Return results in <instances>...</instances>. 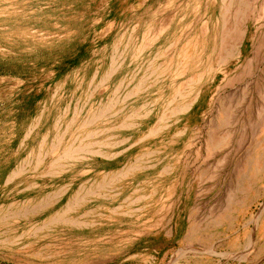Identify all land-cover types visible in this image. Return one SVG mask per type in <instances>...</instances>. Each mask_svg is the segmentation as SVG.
Segmentation results:
<instances>
[{"label":"rangeland","instance_id":"1","mask_svg":"<svg viewBox=\"0 0 264 264\" xmlns=\"http://www.w3.org/2000/svg\"><path fill=\"white\" fill-rule=\"evenodd\" d=\"M124 33L132 44L116 46ZM112 55L116 71L102 83ZM159 64L167 71L131 95L125 111L176 95L189 107L164 131L138 139L161 112L156 103L134 128H118L120 115L105 121L116 124L105 134H113L112 158L73 160L49 174L60 149L39 170L19 171L46 134L51 141L74 124L71 96L94 74L90 103ZM134 163L140 170L122 175ZM91 165L104 175L96 189L109 194L77 215L130 194L141 198L135 214L97 216L91 227H31L51 211L47 199ZM2 220L29 236L24 249L0 245V264H264V0H0Z\"/></svg>","mask_w":264,"mask_h":264},{"label":"bare ground","instance_id":"2","mask_svg":"<svg viewBox=\"0 0 264 264\" xmlns=\"http://www.w3.org/2000/svg\"><path fill=\"white\" fill-rule=\"evenodd\" d=\"M126 34L127 33H124V35H122L117 40L116 46H119L120 44H123V43L130 44L131 37L130 36L125 37ZM190 45H192V43L189 44L188 46ZM142 46H143V42H142ZM183 51L185 52V50ZM132 54L136 55V52L134 51ZM123 59H125V57ZM181 59L182 58H180V60ZM117 60L118 58H116L115 55L111 56L112 63H110V66L105 71L104 75H102V78L100 80L101 82L110 81V78H112V76L114 75L116 71V69L113 67H115L114 65L118 63ZM163 66L159 68L155 67L153 70L149 69L150 67H152V66H149V68H147L148 70L147 69L144 70L140 76L138 73L133 75L131 79L128 80L129 82L128 84H123L125 83V80L119 79L118 81L114 83L113 86H111V88L106 89V91L103 92L94 103H90L89 96H91L93 92L92 93L90 92L89 88L92 86H90L89 84H91V82H94V80L97 79V74H94L92 76L93 81H90L88 84L89 86L88 89L84 88L85 91L82 92V94H80L77 97L71 96V101L74 100V104L76 108V112L74 115H77V117L80 116V118H77V117L74 118L75 121L73 125L68 124L67 126H65L66 132L64 135H63V130H62L61 132L56 133V135H54L52 140L49 141L48 134H46L40 141V144L38 145L36 149L37 152L35 154L31 153V155L33 156L29 157L30 159L27 160L28 163L24 161L25 165H23V167L20 166L21 168L19 169V171H23L25 170V168L29 166H32L35 170H39V168L41 167L40 164L42 165L44 161L51 156V154H55L56 151L58 150L60 151V149H61V153L59 154V156L56 157V159H55V156L53 155L54 157L51 160L52 163L47 169L48 173L51 172L49 174H55V172H59V170L61 169L64 170V168L70 166L71 161L73 160L79 161V160L86 159V158L88 159L92 156H97V155H100L103 158H112L115 155L111 153L110 151L106 150V147L109 146V142H111V140L113 139V136H111L113 134H111L110 136H105V134H106V131H109L110 129H114V126H116V124L113 126H110L111 123L109 125H106L105 121L106 120L112 121V118L118 117V115H120L119 117H121V119L120 118L118 119L120 120L119 121L120 124L117 126L118 128L119 127L134 128L135 119L141 118L143 116V117H146L145 118L146 120H149L154 116L153 115L154 104L156 103H157L156 105H160L161 112L157 115V117H155V123L152 126L149 125L148 131L142 134L141 136H139L138 139H140L141 141H144L146 138L150 137L151 135L154 136L164 131L168 127V121L173 115L189 107L188 104L177 105L176 103H174V100L172 98L176 95L169 96V97H162L161 98L162 101L159 99L158 102H157L158 99H156L155 101H150V100L149 101L147 100L144 102L142 101L132 110L125 111L127 109V104H128L127 102L130 99L131 95L136 94V93L138 94L146 90L149 86H151L154 83L155 77H158L161 74L163 75L164 72L167 71L168 67L166 68ZM187 85H188V82H184L179 87V89H177L176 93L181 94L184 86H187ZM127 88L131 91H127ZM89 105L91 106L88 108L86 112H84V109L88 107ZM59 121H61V119L59 118L56 119V123H55L56 126ZM112 122L114 123L115 120L113 119ZM99 136H103V137L99 138ZM126 140H128V138ZM136 164L137 163H134V165H130L124 171H120V172L122 173L124 172L122 175H126L130 172H135L139 169L138 167H136ZM85 169L86 170L81 171V173H87V176L83 180L82 178H80L81 175L79 174L74 175L72 178H70L67 185L63 187L64 189L63 191H61L62 196L59 199L57 200H50L52 198L47 199L48 202H45L46 204L44 206H47L48 208L50 207L51 211L48 212L47 214L44 213V215H42L43 220H40V218H38V220L32 223L31 227H37L38 229L39 227L42 228L44 226H53V225H62V224H71L72 226H77V227H91L96 222H98V220H96L97 216H100L101 218H107V217H110V215H114V214L127 215V216H133L135 214L134 212L136 211V208L134 207V204L138 202L141 198L137 196H133V194H130L124 197L119 203H114L111 206L105 205V207L102 208V211L100 209L103 205L98 204L97 207L93 206L91 208V206H88L90 207L88 211H86L85 213L81 215H77L79 213V210L85 205L86 202L93 201L94 197L102 196L105 192H106L105 195L109 194L108 188L107 189H96L97 182L99 183V179H101L104 176L102 174L103 172H100L98 174L99 176L98 177L96 176L95 173H93L94 171L93 165ZM104 182L106 183L107 181L104 180ZM53 183L54 185H56L58 183V180L54 181ZM136 189L138 190L139 188L135 187V190ZM43 198L45 199V197ZM43 198L40 197L39 199H43ZM14 207H17V205ZM31 213H34V212H31ZM7 225L8 223L5 222V220L0 221V245L6 246L8 248L24 249L26 246L20 245V242L29 236L27 235L28 230L22 233H18L15 229L14 230H12L11 228L6 229Z\"/></svg>","mask_w":264,"mask_h":264}]
</instances>
